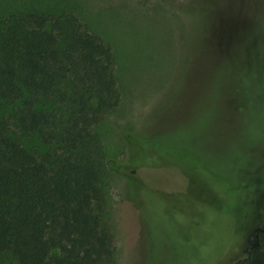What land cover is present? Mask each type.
I'll list each match as a JSON object with an SVG mask.
<instances>
[{
    "label": "rangeland",
    "instance_id": "obj_1",
    "mask_svg": "<svg viewBox=\"0 0 264 264\" xmlns=\"http://www.w3.org/2000/svg\"><path fill=\"white\" fill-rule=\"evenodd\" d=\"M24 11L72 14L111 49L119 104L94 128L111 264H264L262 236L246 253L264 229V0H0V19Z\"/></svg>",
    "mask_w": 264,
    "mask_h": 264
},
{
    "label": "trees",
    "instance_id": "obj_2",
    "mask_svg": "<svg viewBox=\"0 0 264 264\" xmlns=\"http://www.w3.org/2000/svg\"><path fill=\"white\" fill-rule=\"evenodd\" d=\"M118 104L111 49L75 16L0 19V264L112 263L94 128Z\"/></svg>",
    "mask_w": 264,
    "mask_h": 264
},
{
    "label": "flooded vegetation",
    "instance_id": "obj_3",
    "mask_svg": "<svg viewBox=\"0 0 264 264\" xmlns=\"http://www.w3.org/2000/svg\"><path fill=\"white\" fill-rule=\"evenodd\" d=\"M259 236H262L264 238V229H259L257 228L255 230V244L253 247H249L247 250H246V253L248 254L249 253V250L252 249V248H258L260 246V242H259ZM248 259V256L246 258H244L239 264H244L245 261Z\"/></svg>",
    "mask_w": 264,
    "mask_h": 264
}]
</instances>
